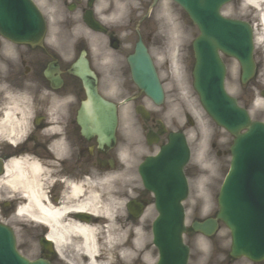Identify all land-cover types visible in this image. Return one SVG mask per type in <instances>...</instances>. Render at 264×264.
Segmentation results:
<instances>
[{"label": "flooded vegetation", "instance_id": "1", "mask_svg": "<svg viewBox=\"0 0 264 264\" xmlns=\"http://www.w3.org/2000/svg\"><path fill=\"white\" fill-rule=\"evenodd\" d=\"M57 2L69 13L66 15L68 18L61 20L58 25H75L78 22L71 20L69 15L79 13L83 17L90 9L95 10L100 0ZM101 3L102 13L114 7L112 0H101ZM260 11H264V0H259L252 14L255 75L248 84L242 85L238 94V101L246 108L250 106L252 90L260 94L264 92V32ZM106 36L110 43L115 39L111 30L107 31ZM59 59L51 44L36 48L12 42L0 35V220L12 219L18 206L27 202L23 188L19 185L13 190L7 187L4 178L7 166L12 162L26 169L28 180H36L45 201L56 208L73 206L77 202L72 193L74 185L94 186L105 175L113 185V196L125 202L132 197L140 203L147 202L149 193L139 188L136 176L133 177L135 185L132 187L127 171L132 165L133 151L143 144L156 147L153 142L160 145L167 139L163 132L168 129L161 117L153 110L147 116L139 115L135 125L125 126V133L118 131L115 144L100 148L99 136H86L78 117L85 98L82 81L62 66ZM55 60L60 69L52 70L53 77L59 76L63 81L59 88L54 87L45 77L46 68ZM134 95L136 100L138 95ZM13 107L17 108L15 119L18 121L14 127L4 122L3 116L5 110ZM21 112H27L26 117L21 116ZM3 124L5 128L1 127ZM134 130L140 140L131 142L128 137L136 135L133 134ZM223 153L227 155L228 150H223ZM35 165L39 169L36 179L32 172ZM79 195H82L81 192ZM126 211L123 212L126 214L123 225L134 220L131 213ZM71 215L77 213L72 212ZM216 251V247L211 250L213 254L208 258L209 264H264V259L256 262L235 259L226 249H223L226 255L216 260ZM45 257L54 260L53 253L46 250Z\"/></svg>", "mask_w": 264, "mask_h": 264}, {"label": "water", "instance_id": "2", "mask_svg": "<svg viewBox=\"0 0 264 264\" xmlns=\"http://www.w3.org/2000/svg\"><path fill=\"white\" fill-rule=\"evenodd\" d=\"M175 1L188 12L191 19L198 25L200 30V35L193 44L196 57L193 71L194 87L199 93L204 107L209 112L217 115L219 120H222L221 117L224 113L222 114L221 98L222 94H225L222 88L224 69L218 51L222 50L236 56L240 60H248L252 49L249 28L244 25V23L229 20L220 15L219 10L221 6L229 0ZM17 12L20 19V26L18 32L14 33V35L34 45L40 44L45 32V26L36 8L29 0H20L18 8L15 10V13ZM0 15L1 17L5 16V12L2 13L1 6ZM88 21L94 29H101L92 19ZM3 27L11 31L10 25L6 26L4 23ZM85 54V51H83L80 58L72 66V71L83 80L87 93V102L91 104L90 113L84 115L93 117L95 119L94 123L101 126L100 132L103 133H101L102 137L100 142H110L115 139V129L117 126L116 105L103 99L98 94L97 78L91 71ZM128 61L135 83L156 102H161L163 100V89L153 62L146 47L141 41L137 44L135 53L129 56ZM181 136L182 135H173L171 143L163 148L160 155L158 157L148 158L140 170L145 184L148 188L153 190L158 197L162 195L165 197V195H167L166 183L168 181H166L167 179L165 178H167L169 173H173V171L169 170H171V168L172 170H176L177 168L179 170V166H181L183 162V154L179 162L176 161L175 157L181 150L178 146H182L185 149L184 141ZM178 175L179 172L175 171L173 173V178L177 180ZM229 205L233 207L232 203L225 200L224 212L226 215H233L235 213L233 208H231V211H226ZM221 217L225 219L223 212L221 213ZM163 219L167 227H172L173 230H175V245L180 246L179 229L182 225L181 220L178 217L175 222L171 223V219L167 216H164ZM231 223L234 226L232 230H235V233L239 231L242 237L241 239L248 241V238L243 234L244 226L240 218L236 217V221L231 220ZM163 227L166 228L165 226ZM173 230L164 232V237L171 238ZM237 239L240 241L239 237H237ZM245 248H247L245 250L248 251V246ZM5 263L48 264L45 261L29 263L20 257L16 252L12 233L7 227L0 224V264Z\"/></svg>", "mask_w": 264, "mask_h": 264}, {"label": "rangeland", "instance_id": "3", "mask_svg": "<svg viewBox=\"0 0 264 264\" xmlns=\"http://www.w3.org/2000/svg\"><path fill=\"white\" fill-rule=\"evenodd\" d=\"M146 1V2H145ZM121 4H123V11L118 14L119 17H114L112 14L109 15V21L113 23V28L121 33V41L123 42L122 46L115 50L110 45H107L105 42V39L100 37L99 35H93L92 33H88L89 37V48L90 53L92 55L93 63L96 69L103 75L104 79H107L106 77H111V74H115L118 76L126 74L127 80L130 81L129 76V70L128 65L126 62L127 55L132 51L131 44L136 41V36L131 34L129 36L128 30V20L133 19L134 20H140V17H136L134 14V11L136 7L138 8L140 6V2L148 3L150 0H119ZM44 6V4H43ZM45 10L48 12L50 9V12L52 11L53 14H57L56 17L60 16V8H58L57 5H53L51 8L47 9L44 7ZM154 14H156L157 17H165V20L168 22V26L175 27L176 25H181L184 29V34L181 39H178L177 43V50L180 52L179 56L183 55L184 62L181 65V67L178 70H175L166 63L167 57L166 55L159 51L158 44L162 42V39L159 35L156 34L155 29H157V21L145 20V33L147 35L151 34L153 37V48L152 52L156 57V62L161 70L162 79L165 82L166 92H167V100L166 103L162 107V111H160L163 119L167 120L168 123L173 127H181L184 125L185 122V113L189 112L193 113L195 116V119L199 123H206L209 118L203 111L202 107L199 104L198 96L195 93L193 86H192V67L194 63V57L193 52L191 49V43L195 36L198 34V30L195 25H193L190 21V19L186 16L184 11L174 2L171 0H164L163 3H159L158 6L153 11ZM167 13V16L165 14ZM235 14H240L238 10H236ZM136 20V21H137ZM132 21V22H133ZM177 21V22H176ZM135 23V22H134ZM173 23V24H172ZM176 25H175V24ZM169 27V30H171ZM57 30V29H56ZM82 30V29H81ZM182 29H180L181 32ZM84 32V30H82ZM86 31V30H85ZM125 31V32H124ZM176 29L171 32L175 33ZM86 33V32H85ZM63 40L65 41L64 37ZM60 40H57V43ZM152 44V45H153ZM67 46V45H66ZM166 48H163L165 50ZM67 51L71 53L73 51V48L68 45ZM73 55V54H71ZM168 65V68H167ZM120 78V77H119ZM123 78V77H122ZM121 78V79H122ZM104 89V88H103ZM119 88H112V96H115L117 100H120L121 96V90H117ZM186 100L188 104H190V108H186L182 101ZM122 115L124 114L125 117H123L122 124L127 123L129 121H136V116L134 112H132V104H126L121 107ZM198 125H196V133H195V127L188 128V133L190 132L191 137H189L192 146L195 150V152H202L203 151V145L201 146L200 141L201 138H203L202 133L199 134V131L197 129ZM204 152V151H203ZM212 152V151H211ZM197 163V160H196ZM198 169V165H197ZM198 171V170H197ZM218 176V175H217ZM221 175H219V178ZM221 181V180H220ZM220 181L217 184V187L219 188ZM105 184V183H103ZM101 186L103 188H106L107 184ZM106 190V189H105ZM146 221H152V219L155 216L154 210L150 209L146 212ZM15 226L17 227V235L19 238V244L21 251L30 259H34L38 257L40 254V249L37 245V242L34 240V233L31 229L32 223L28 221L27 219H16L15 220ZM147 225V222H146ZM118 229V228H117ZM146 229V227H145ZM225 233H227L226 230H224ZM143 235L146 236L147 240L151 237L150 229L144 230ZM192 237H189V241H191ZM195 244V242H193ZM227 244L229 245V240L227 241ZM72 251V249L70 248ZM149 251H152L151 257L146 255L143 258H140L135 264H155V250L150 249ZM69 253L68 257L74 260V256L76 257V254ZM150 255V254H149ZM135 256V253L132 254V257ZM130 260H133V258H130ZM56 264H68L67 261H58ZM80 264V263H79ZM193 264V263H192ZM196 264H202L199 261H197Z\"/></svg>", "mask_w": 264, "mask_h": 264}, {"label": "bare ground", "instance_id": "4", "mask_svg": "<svg viewBox=\"0 0 264 264\" xmlns=\"http://www.w3.org/2000/svg\"><path fill=\"white\" fill-rule=\"evenodd\" d=\"M247 3L258 6L259 0H247ZM123 9V4L116 2L114 17H119L118 14ZM179 28H182L181 25L170 27L172 31L176 29L179 37H181L182 33ZM3 116L4 122L9 123L12 127L18 123L14 118L12 109L5 110ZM1 127L5 128V125L3 124ZM201 129H205V126L201 125ZM200 156L203 160L204 153L201 152ZM38 170L37 166L32 167L34 175L38 173ZM4 179L11 188H16L17 185L23 188L28 200L26 204L19 205L17 215L31 223L34 220L46 225L48 227L47 238L55 243L58 254L63 258L66 256V247L70 245L78 253L79 257L77 258L81 263L113 264L115 253L121 257L120 262H124L130 260L135 252L140 256L147 246V238L139 233L136 235V239L131 242L126 239L122 240L124 239L123 235L118 237L114 233L115 204L108 200H101L97 191L93 189L87 192L85 186L74 185L72 193L77 202L73 206L65 205L56 208L45 201L43 194L38 189V182L34 180L30 182L27 178L26 169H23L20 164L10 163L7 166L6 178ZM80 192L82 195H79ZM80 198L81 200H79ZM72 212L77 213V215H71ZM87 213L94 214L97 219H93L94 221L89 223L83 221L81 215L85 216ZM31 225H33L31 229L37 234L36 236L44 233L45 227L41 224L33 222ZM104 227H107L105 233L102 231ZM72 264L76 263L72 262Z\"/></svg>", "mask_w": 264, "mask_h": 264}]
</instances>
